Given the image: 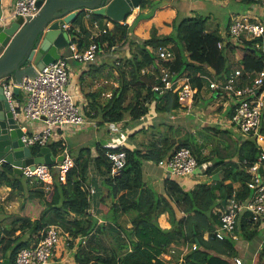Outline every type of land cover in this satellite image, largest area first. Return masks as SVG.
Segmentation results:
<instances>
[{"label":"trees","instance_id":"obj_1","mask_svg":"<svg viewBox=\"0 0 264 264\" xmlns=\"http://www.w3.org/2000/svg\"><path fill=\"white\" fill-rule=\"evenodd\" d=\"M159 1L161 0H142L140 6L150 7L148 12H139L130 25L112 20L113 27L107 28L106 32L94 39L105 50L125 43L130 48L129 56L122 55L113 60V69L118 72V84L111 95L103 104L97 102L99 110L94 114L88 112L90 116L98 117L101 122L127 121L128 118L139 120L150 111L151 106L159 112H177L183 108L175 92L159 94L152 90V85L157 82L156 67L155 72L141 73L143 67L151 64L165 65L176 75H188L195 87L196 97L207 82L204 77L206 73L222 77L233 69L241 68L242 75L246 76L245 72L264 68V54L256 53L258 48L255 46V38H242V41L237 42L245 48V53L239 62H232L227 53L239 45L229 38L228 33L225 35L224 45L219 47L218 42L225 38L219 34L218 26L208 29L207 16L179 18L178 14H174L168 20L161 19L156 16L157 8L166 5H159ZM245 2L240 3L247 6L250 0ZM83 15L84 13L78 15L74 20L82 31L85 30L82 24ZM93 16L100 18L103 15L93 13ZM81 43L79 40V44ZM162 44L173 51V58L164 60L158 57L155 48ZM208 68L213 72L208 71ZM189 125L161 122L159 128L152 132V136L140 143L141 146L98 144L94 157L90 147H82L74 158L73 166L67 171L65 181L57 176L58 163L48 165L53 180L46 183L37 177L29 178L23 173L14 172L13 166L6 162L0 167V185L10 186L23 199L20 215L15 216L10 225L0 226V258L8 257L10 264H15L17 252L22 247L38 240L40 232L47 225L57 224L73 238L87 237L94 231L111 232L113 242L109 254L86 251L85 243L81 242L75 253L78 264H177L176 261L163 259L161 255L172 243L179 245L185 242L191 248L185 254L183 264H227L217 254L234 255L235 239H220L215 235L214 228L220 220L218 208L224 206L223 199L230 196L233 190H236L238 199H245L251 194L247 185L249 174L242 161L246 158L252 162L261 150L255 137L249 136L239 143L236 142L233 155L236 159H228L218 149L212 150L210 154H202L198 139ZM141 129L144 130L145 127L139 130ZM260 131L264 134V111ZM47 144L55 155L62 149L58 141L49 140ZM181 146L191 149L199 165L210 162L204 173L212 175L221 171L222 175L219 179L212 178L211 183L199 181L188 189L177 179L165 178L164 193H160L145 181L143 163L147 160L160 162ZM32 148L33 152L39 150V146ZM120 150L126 152V162L114 174L111 172L112 161L106 152ZM215 154L217 155L214 156ZM92 161L102 176V182L107 186L106 196H102L100 200L106 203L108 198V211L111 213L108 220L114 225L110 222L99 223L90 212L92 194L86 188V180ZM235 182L239 183L237 187ZM132 190H138L135 197L130 196ZM166 211L170 216L169 228L161 227L158 222L160 214ZM125 213L130 215L129 228L121 226L118 221V217ZM250 220L244 217L239 223L242 236L247 239L256 235L257 223L251 217ZM205 233L208 234L207 237ZM194 243L196 248H192ZM212 251L216 254L211 253ZM263 258L264 240L257 256L258 261Z\"/></svg>","mask_w":264,"mask_h":264},{"label":"built area","instance_id":"obj_2","mask_svg":"<svg viewBox=\"0 0 264 264\" xmlns=\"http://www.w3.org/2000/svg\"><path fill=\"white\" fill-rule=\"evenodd\" d=\"M258 1L264 3V0ZM1 2V26L7 25L19 16H22L25 21L39 10L36 5L37 0H13L8 4L3 3V0ZM88 17L89 12L86 11L83 19ZM262 22L261 20H251L247 15H238L229 23L225 35L228 33L235 43L242 41V38L260 37L264 34ZM123 23L125 22L123 21ZM93 25L98 26L97 21H94ZM62 27L69 31L68 52L39 68L36 76H25L22 79L19 85L20 89L26 93L24 103L17 104V97L13 91L17 83L12 76H8L3 83V93L10 104L13 116L23 128L21 139L24 145L30 147L46 145L55 127H82L87 121L82 104L75 100L74 94L68 89L69 60L81 62L95 60L103 47L98 46L94 39L97 35L106 32L107 28L101 29L97 35H92L89 45L81 49L77 43V33L81 31L80 26H72L71 22L63 21ZM224 43L225 41L220 40L219 47ZM114 46L111 48L114 49ZM255 46L261 47V44L255 42ZM155 50L161 59L173 58V51L167 45H158ZM155 67L157 82L152 85V90L159 94L166 91L175 92L184 110H188V106L194 102L196 93L188 75H176L167 66L159 63L143 67L141 73L155 72ZM245 75H242L241 68L233 69L222 78L204 74L207 81L205 88L216 91L218 95L225 97L230 102L232 108L228 123L233 130L241 135L240 141L249 136L255 137L261 150L252 162L246 158H243L242 161L249 174L247 185L251 189V194L245 199H238L236 190H233L232 194L226 197L224 206L218 209L220 220L214 228V233L220 239L237 237L236 225L242 211H248L256 223L264 224V134L260 131L264 111V68L245 72ZM29 120H40L44 126L39 130L28 132L24 130L22 123ZM62 153L64 159L58 163L57 176L60 180L65 181L67 171L73 166L74 160L68 154L66 146L62 145ZM106 153L113 164L111 172L114 174L119 172L126 162V152L120 150L107 151ZM164 160L171 173L175 175H191L195 173L199 165L198 160L187 146L175 148ZM22 173L26 177H37L46 183H51L53 178L47 164H35L33 169L30 165L25 166L22 168ZM211 182L212 178L210 177L207 183ZM86 188L91 194L95 192L91 185H86ZM85 238L86 236L73 238L59 225L49 224L40 232L38 240L22 247L17 252L15 264H47L59 243L63 242L65 246H69L73 241L84 243ZM192 248H196L195 243L192 244ZM241 262L242 260L237 257L236 263L240 264Z\"/></svg>","mask_w":264,"mask_h":264},{"label":"crops","instance_id":"obj_3","mask_svg":"<svg viewBox=\"0 0 264 264\" xmlns=\"http://www.w3.org/2000/svg\"><path fill=\"white\" fill-rule=\"evenodd\" d=\"M11 1L13 0H3V3L8 4ZM204 1L211 2V6L223 4L228 7L229 17H227L226 21H224L225 16L222 15L216 26L212 27H219L218 32L225 38L224 41L226 40L225 32L228 28L227 26L234 17L238 15H247L248 17H250V19L264 21V3L257 0H250L247 6L241 4L246 3V0H161L162 4H165L166 6L161 7L159 10H157L156 16L165 20L170 19L174 14H178L179 18L194 15H203L209 18L211 12H209L208 6L204 4ZM1 3L2 2L0 0V13ZM141 11L148 12L149 8L147 6L144 8H141V6L137 7L124 20V22L130 25L136 15ZM88 12L89 17L84 19L82 18V24L84 25L85 30H81L79 34L77 33V43L81 49H84L89 45L92 35H97L101 29L112 28L114 25L110 17L101 16L100 18H95L92 11L88 10ZM215 17L216 16H214V18ZM94 21H97L98 26L93 25ZM73 25L79 26L78 22L72 23V26ZM129 35L133 36L132 32H129ZM79 40H81V44H79ZM237 45H239V47H235L233 50L230 49L227 53L230 61L232 62H239L241 57L245 53V48L241 45V43H237ZM120 47H123L125 51H123V49ZM129 49V45L127 46V43H125L124 45H115L114 49H103L99 51L96 59L93 61L81 62L78 60H69L70 81L68 84V89L71 93L74 94L75 100L78 103L82 104L87 116V121L82 127H55L49 140L50 142L58 141L59 143H61V145L66 146L67 152L73 158V160L78 156L80 149L86 146L91 148L92 157L97 154L96 147L98 144H124L129 147L141 146L140 143L144 139L137 138V136L134 135L133 132L137 131L140 134L150 132V129L147 128V126H151L150 128H152L156 126L155 124L160 123V117L155 116L153 118V122L147 124L144 122L146 119V115H144L139 119V121H143L142 123L138 125L136 124L134 127L128 130L129 137L132 138L131 141L133 142V144L126 142V140L120 141L119 143L115 142L114 144H109L111 141L110 135L117 134L119 131H122L126 126H128V121L131 119L128 118L126 119L127 121L119 122H101L98 117H93L88 114V112L94 114L97 110H99L97 107V102L103 104L111 95L113 86L118 84V72L113 69V60L118 56H129ZM207 70L212 72L211 68H208ZM103 80L109 82L112 85H102L101 81ZM213 92L214 93L212 94V90L205 88L204 85L197 97L195 95V102L194 104L192 103L193 106L191 105V108H188V110H183L184 114H180V116H185L187 118V121L190 122V130L195 133L199 145L201 146L202 154H210L212 150L217 148L219 152L222 155H225L228 159H236V156H233L235 154L236 143H233V141L227 135V133L230 132L233 136H235V141L238 143L240 142L241 135L237 131L233 130L228 123V118L231 114L232 106L225 97H221L215 91ZM16 97L17 100H23L24 103L26 100V93L20 90V94ZM151 109L155 111L153 106H151ZM187 113L190 114L186 115ZM187 121H182L179 123L186 124ZM24 122H26L27 124V127L23 126L24 130L28 132H31L32 130H39L44 126V123L40 120H29ZM24 122L22 124H24ZM116 125H119L118 128L116 127ZM143 126L145 127V129L139 130ZM205 126H213L214 128L206 129L204 128ZM102 128L107 131V135L109 136L108 142H105L104 139H102L103 135L105 134ZM217 128H219V130ZM120 138L121 135H119L118 137H114V139L118 140ZM225 143H228V149H225ZM220 146H223L224 148ZM61 153L62 149L60 148L58 154ZM216 155L217 154H215L214 156ZM209 163L210 162H205L203 164L207 166ZM89 171L90 177L101 182L102 176L95 169L93 161L90 164ZM219 173V176L221 177V171H219ZM180 176L181 177H178L175 174L171 173L169 167L166 165L165 160L162 162L147 160L143 163V177L145 181H151L153 184L158 186V192L160 193H164L165 178L177 179L185 187V189H188L193 187L195 183L203 180L207 181L211 177L208 174L204 173V171L195 172L191 175ZM86 183L93 187L92 182ZM234 184L235 187L239 185L238 182H235ZM93 188L95 189L94 194H96L97 189L96 187ZM0 190L1 199H5L8 196L7 198H10L12 199V202H15V206L9 208L5 205V207L3 208L2 202L0 201V226H8L11 224L12 219L15 216L20 215L21 203H19V200L15 196V193L21 196L22 199L23 197L19 192L12 190L10 186L4 184L0 185ZM106 193L107 192H104L102 196H106ZM137 193L138 190H132L130 191V196L135 197ZM106 200V203H104L100 199L92 200L91 198L90 212L94 217L97 218V221L99 223L110 222L112 223V225H114L113 222L108 220L109 214H111L108 211L110 202L108 198H106ZM244 217L250 220V213L246 210L240 213L238 225L235 231L237 235V237L234 238L236 248L235 254H217L227 264H238L236 263L237 257L242 260L240 264H254V262L258 261V252L264 240V224L257 223L256 235L251 239H247L242 236L241 226L239 224L240 220ZM118 221L119 224L123 227L129 228L131 226L130 215L128 213H125L118 217ZM158 222L161 227L169 228L171 226L169 212L166 211L160 214V216L158 217ZM207 235L208 234L205 233V237H207ZM112 242L113 238L111 237L110 231L102 233L94 231L91 235L85 238L84 246L86 251H91L94 254L104 255L110 253L109 251L110 247L112 246ZM80 243V241H73L69 246H65L63 242L59 243L58 246L54 249V252L47 264H78L75 258V253L77 250H79L78 246L80 245ZM190 248L191 246L188 242L179 245L172 243L169 249L162 253L161 257L173 262L176 261L177 264H183V261L185 260V254L190 250ZM211 253L216 254L214 251H212ZM260 262L264 264V258ZM215 264L220 263L215 262Z\"/></svg>","mask_w":264,"mask_h":264},{"label":"water","instance_id":"obj_4","mask_svg":"<svg viewBox=\"0 0 264 264\" xmlns=\"http://www.w3.org/2000/svg\"><path fill=\"white\" fill-rule=\"evenodd\" d=\"M142 0H37V13L24 21L22 16L0 28V166L4 162L13 166L14 172L22 174V168L35 164L53 165L64 159V154L55 155L46 144L37 152L24 145L23 128L14 118L10 104L3 93V83L12 76L17 83L14 94H20V85L25 76H36L38 69L55 61L68 52L69 31L62 23H73L87 10L123 22ZM206 165H198L195 172H203ZM219 171L212 174L220 178ZM226 198L223 199L225 204ZM0 264H10L8 257Z\"/></svg>","mask_w":264,"mask_h":264},{"label":"rangeland","instance_id":"obj_5","mask_svg":"<svg viewBox=\"0 0 264 264\" xmlns=\"http://www.w3.org/2000/svg\"><path fill=\"white\" fill-rule=\"evenodd\" d=\"M258 1V0H257ZM159 3L160 4H162V2L161 1H159ZM204 4L205 5H207L208 6V9H209V12H211L210 14V17L208 18V20H207V27H208V29H214V28H212V27H214V26H216V24H217V22L220 20V18H221V16L222 15H224L225 16V20L224 21H226V19H227V17H229V9H228V7L227 6H225V5H223V4H217V5H212L211 6V2H209V1H204ZM149 9H150V7H148ZM157 10H159V8H157ZM214 16H216L215 18H214ZM251 20H253V19H251ZM255 20H257V19H254V21ZM263 24H264V21L262 22ZM261 37V39H258V37L257 38H255L256 40H255V42H259L260 44H261V47H257L258 49L256 50L257 52L256 53H261V54H264V34L262 35V36H260ZM129 44H127V46H128ZM126 47V46H125ZM120 48H122L123 49V47H120ZM130 50V49H129ZM263 50V51H262ZM123 51H125L124 49H123ZM121 52V51H120ZM213 72V71H212ZM206 74H208V73H206ZM209 76H211V77H214L213 75H211V74H208ZM219 78H222V77H219ZM101 84L102 85H112V84H110L109 82H106V81H101ZM116 87V85L115 86H113V89ZM25 93V92H24ZM214 92L212 91V94H213ZM195 102V101H194ZM194 102H193V104H194ZM23 103V100L22 101H20V100H17V104H22ZM193 104H192V106H193ZM188 108H191V106H188ZM184 110V108H182V109H180L179 111H177V112H175V111H173V112H164V111H154L153 109H150V111L146 114V119H145V123H147V124H149V123H152L153 122V118L155 117V116H159L160 118V123H161V121H166V122H173L174 124H178L179 122H182V121H187V118L185 117V116H180V114H184L183 111ZM190 113H187L186 115H189ZM173 115V116H172ZM143 121H139L138 119H132V120H129L128 121V126H126L122 131H119L117 134H113V135H110V137H111V141H110V143L109 144H114L115 142H117V143H119L120 141H124V140H126V142H128V143H130V144H133V142L131 141L132 140V138H130L129 137V134H128V130L129 129H131L132 127H134L136 124L138 125V124H140V123H142ZM187 123L188 124H190V122L189 121H187ZM24 127H27V124H26V122H24V124H22ZM146 125V124H145ZM156 126H154V127H152V128H150V127H148L147 126V128H149L150 129V132H146V133H139V132H137L136 134H134V135H136L137 136V138H139V139H148L149 137H151L152 136V132L155 130V129H157V128H159V124H155ZM118 126L119 125H116V127L118 128ZM103 129V131H104V135H103V137H102V139H104V141L105 142H108V138H109V136L107 135V131L104 129V128H102ZM118 131V130H117ZM119 135H121V138L118 140V139H114V137H118ZM227 135L229 136V138L233 141V143H236V141H235V136H233L230 132H228L227 133ZM123 136H125V137H123ZM125 138H127V139H125ZM225 149H228V143H225ZM220 147H223V146H220ZM224 148V147H223ZM215 149H217V148H215ZM216 158H218V157H216ZM89 175H90V171H89ZM88 175V178H87V182L88 183H90V182H92L93 183V187H96V189H97V192H96V194H92V196H91V198H92V200H94V199H100L101 197H102V195L104 194V192H107V186H106V184L105 183H103L102 182V180H101V182H99L97 179H93L92 177H90ZM148 184L149 185H151L153 188H155L157 191H158V186H156L155 184H153L151 181H149L148 182ZM88 185V184H87ZM0 193H1V190H0ZM15 196L18 198V200H19V203H22V198H21V196H19L17 193H15ZM8 197V196H7ZM5 198V199H1L0 198V201L2 202V207L4 208L5 207V205L7 206V207H9V208H11L12 206H15L14 204H15V202H12V199H10V198ZM17 208V207H16ZM254 264H263V263H261L260 261H256V262H254Z\"/></svg>","mask_w":264,"mask_h":264},{"label":"flooded vegetation","instance_id":"obj_6","mask_svg":"<svg viewBox=\"0 0 264 264\" xmlns=\"http://www.w3.org/2000/svg\"><path fill=\"white\" fill-rule=\"evenodd\" d=\"M5 163H6V162H4V164H5ZM4 164H3V165H4ZM3 165H2V166H3ZM2 166H0V167H2Z\"/></svg>","mask_w":264,"mask_h":264},{"label":"clouds","instance_id":"obj_7","mask_svg":"<svg viewBox=\"0 0 264 264\" xmlns=\"http://www.w3.org/2000/svg\"><path fill=\"white\" fill-rule=\"evenodd\" d=\"M88 11V10H87ZM83 18V17H82ZM2 27V26H1ZM212 177V176H211ZM1 259V258H0Z\"/></svg>","mask_w":264,"mask_h":264}]
</instances>
